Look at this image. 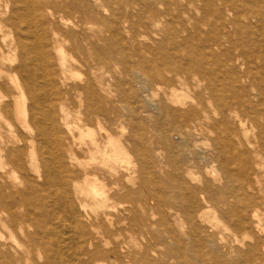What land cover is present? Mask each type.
Here are the masks:
<instances>
[{
	"label": "bare ground",
	"instance_id": "obj_1",
	"mask_svg": "<svg viewBox=\"0 0 264 264\" xmlns=\"http://www.w3.org/2000/svg\"><path fill=\"white\" fill-rule=\"evenodd\" d=\"M0 264H264V0H0Z\"/></svg>",
	"mask_w": 264,
	"mask_h": 264
},
{
	"label": "rangeland",
	"instance_id": "obj_2",
	"mask_svg": "<svg viewBox=\"0 0 264 264\" xmlns=\"http://www.w3.org/2000/svg\"><path fill=\"white\" fill-rule=\"evenodd\" d=\"M156 44V43H155ZM156 46V45H155Z\"/></svg>",
	"mask_w": 264,
	"mask_h": 264
}]
</instances>
